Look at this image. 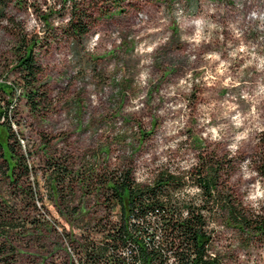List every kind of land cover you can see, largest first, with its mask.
<instances>
[{"label":"rangeland","instance_id":"374dc122","mask_svg":"<svg viewBox=\"0 0 264 264\" xmlns=\"http://www.w3.org/2000/svg\"><path fill=\"white\" fill-rule=\"evenodd\" d=\"M73 2L0 0V82L14 87L9 121L29 166L22 183L37 190L35 210L0 173V206L28 218L13 264H68L77 260L69 241L80 244L100 219L119 223L118 202L107 206L98 182L56 198L49 158L83 178L127 170L140 187L175 177L170 201L202 215L208 256L264 264V239L226 226L216 203L264 214V0ZM81 12L83 35L70 27ZM31 41L47 95L35 112L15 68ZM217 164L221 200L203 198L196 173ZM67 200L81 207L70 224L55 208Z\"/></svg>","mask_w":264,"mask_h":264},{"label":"trees","instance_id":"16d2710c","mask_svg":"<svg viewBox=\"0 0 264 264\" xmlns=\"http://www.w3.org/2000/svg\"><path fill=\"white\" fill-rule=\"evenodd\" d=\"M64 1L74 5L73 0ZM87 21L86 13L73 15L70 24L73 33L85 34ZM34 45L33 41L26 44L15 63L24 86L23 97L31 112L47 104L46 91L41 84L42 70L33 54ZM13 95L14 87L0 82V129L4 135V142L0 139V173L12 187L14 196L22 198L23 202L26 200V206L36 210L37 190L22 183L21 179L29 173L27 156L17 151L21 150V141L12 131L9 121ZM46 162L51 176L50 190L56 198L71 197L73 183L82 186L86 182L92 185L91 182L95 181L99 192L106 197L105 204L109 206L111 200H116L120 207L118 225L102 224L100 219L86 228L89 233L82 235L80 244L70 239L69 243L76 245L74 252L78 264H167L169 259H173V264H221L217 257L208 256L210 235L205 230L202 215L190 207H186L183 213L170 201L169 188L178 186L175 177L161 175L153 185L140 187L134 184L127 170L113 171L105 177L83 178L58 160L53 162L49 158ZM217 165V169L198 170L196 173L197 186L203 198L221 200L217 187L220 166ZM66 184L68 187L63 189ZM216 203L226 213V226L251 238L264 239V214L246 213L229 207L228 202ZM55 208L67 224H70L67 216L81 211L80 206H71L69 200L65 204H55ZM17 211L16 204L5 202L0 206V264H13L18 254L15 241L22 239L28 230V218L21 219ZM35 222L31 224L36 226ZM91 232L97 236H92ZM68 264L75 263L70 260Z\"/></svg>","mask_w":264,"mask_h":264},{"label":"built area","instance_id":"2783aa9c","mask_svg":"<svg viewBox=\"0 0 264 264\" xmlns=\"http://www.w3.org/2000/svg\"><path fill=\"white\" fill-rule=\"evenodd\" d=\"M124 255L126 256L127 255V252H124ZM73 256V255H72ZM211 258H213V256L212 255H209ZM74 263L75 264H78V262L75 260L74 261ZM174 262H173V259H169L168 260V262H167V264H173Z\"/></svg>","mask_w":264,"mask_h":264}]
</instances>
